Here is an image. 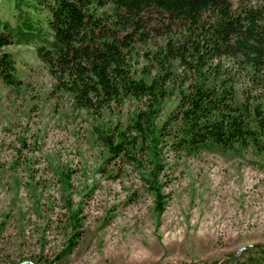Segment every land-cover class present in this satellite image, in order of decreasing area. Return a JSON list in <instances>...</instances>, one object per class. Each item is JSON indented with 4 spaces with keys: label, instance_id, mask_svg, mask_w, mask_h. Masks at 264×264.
Returning <instances> with one entry per match:
<instances>
[{
    "label": "rangeland",
    "instance_id": "obj_1",
    "mask_svg": "<svg viewBox=\"0 0 264 264\" xmlns=\"http://www.w3.org/2000/svg\"><path fill=\"white\" fill-rule=\"evenodd\" d=\"M4 49L22 83L0 82V264H224L243 246L264 247V149L187 154L162 139L157 211L148 158L112 156L97 137V128L123 127L144 101L99 113L76 107L70 95L50 92L33 43ZM176 100L164 101L157 123ZM72 215L73 242L61 253Z\"/></svg>",
    "mask_w": 264,
    "mask_h": 264
},
{
    "label": "trees",
    "instance_id": "obj_2",
    "mask_svg": "<svg viewBox=\"0 0 264 264\" xmlns=\"http://www.w3.org/2000/svg\"><path fill=\"white\" fill-rule=\"evenodd\" d=\"M0 10L5 86L22 80L4 47L33 43L53 79L50 92L70 95L74 106L99 113L128 98L144 101L123 127L97 128V137L112 156L148 158L157 211L162 139L187 154L264 149V101L250 94L264 95V0H2ZM173 95L174 108L157 123ZM72 218L61 253L73 242ZM248 250L246 260L224 264H264V248L240 254Z\"/></svg>",
    "mask_w": 264,
    "mask_h": 264
},
{
    "label": "water",
    "instance_id": "obj_3",
    "mask_svg": "<svg viewBox=\"0 0 264 264\" xmlns=\"http://www.w3.org/2000/svg\"><path fill=\"white\" fill-rule=\"evenodd\" d=\"M247 246H250V245H247ZM247 246H243V247H241L240 249H239V251L238 252H236L232 257H230V258H228V259H225V260H235L236 258H237V256H239V254H240V252L244 249V248H246ZM256 246V245H255ZM260 248H264L263 246H260ZM167 264H178V263H167Z\"/></svg>",
    "mask_w": 264,
    "mask_h": 264
}]
</instances>
